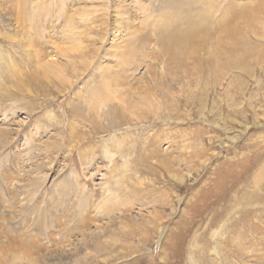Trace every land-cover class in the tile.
Wrapping results in <instances>:
<instances>
[{
	"label": "rangeland",
	"instance_id": "rangeland-1",
	"mask_svg": "<svg viewBox=\"0 0 264 264\" xmlns=\"http://www.w3.org/2000/svg\"><path fill=\"white\" fill-rule=\"evenodd\" d=\"M45 1L54 0H27L30 8ZM63 1L66 7L62 13L72 20V33L62 27V22L56 23L54 29L49 26L45 32L46 59L56 60L53 66L63 68L60 76L43 74V67L38 68L35 60L30 61L22 49L10 42L8 35H15L13 29L0 27V51H8L14 58L7 57L0 68V129L4 131V136L0 135V215L11 217L0 220V228L2 225L5 230L9 229L12 237L18 239L40 235L35 213L23 221L24 215L15 211H29L34 202L28 198L37 190L34 200L45 212L48 210V216L51 210L60 217L70 213L77 224L70 236L59 238L67 256L76 247L84 249L77 239L82 220L79 215L83 217L87 211L79 206L78 189L71 188L70 194L54 197L57 205L49 204L57 194L56 188L74 181L68 175L74 170L77 174H73L74 178L88 191L85 203L91 205L92 220L87 231L95 226L104 229L109 242L106 247L113 250V254L97 256L89 248L91 255L87 257V264H264V64L256 59L257 50L264 53L261 24H264V0H232V10L245 9L250 14L251 27H244L240 20L239 26L248 34L250 49L245 58L254 77L241 73V80L228 85L230 78L223 75L227 60L220 57L224 69L209 67L205 61L210 56L205 43L195 49V57H200L201 62L194 64L186 60L190 49H183L177 37L169 34L173 29L176 31L173 28L165 32L167 39L163 38L159 46L153 47L151 56L154 66L163 58L176 75L171 73L162 86L154 87L143 69L139 70L122 94L135 101L139 113L132 116L125 112L116 119L112 116L105 121L98 120L99 123L92 121L86 106L81 107L84 101L74 94L75 89L84 93L82 81L92 80L93 74L98 83L106 76L105 91L111 87L112 92L115 84L112 72L122 59L123 48L119 49V45L130 41L135 29L142 30L147 15L158 14L159 7L165 5L164 0H140L139 9L133 6L132 0H123V8L129 9L125 15L129 24L116 22L115 0ZM229 1L217 0L219 8L223 5L221 9L228 8ZM11 5L12 0H0L2 17L3 9L8 10ZM56 5L58 2L49 6V11H54L52 22L56 19ZM115 23L123 30L121 34H127L122 35L120 44L113 42L114 46L110 47ZM23 24L21 29L25 35L35 36L34 28L26 19ZM249 28L261 33L260 37ZM80 46L86 52L85 61L79 58L81 51L74 50ZM64 47L69 53L60 52ZM238 47L235 52L244 51ZM51 55L56 56L51 58ZM65 55L74 58L67 61ZM185 62L190 69L187 79L182 77L186 72ZM64 77H71L72 83L65 82ZM256 78L261 79L260 83ZM19 82L26 88L24 91L16 90ZM145 85H150L148 90ZM137 86L141 88L138 90ZM165 86L169 94L164 96L161 92ZM145 88L147 98L139 95ZM115 96L113 99L117 100ZM95 99L98 101L99 96ZM167 99L176 106L171 107ZM5 115L8 120H3ZM30 129L34 141L28 144L25 133ZM105 144L116 153L113 162L103 154L101 146ZM82 150L89 152L88 156L94 151L90 154L93 162L89 172L84 170L87 156ZM167 157L171 161V173L162 162ZM175 160L180 161L174 163ZM4 172L12 180L4 178ZM231 173L234 177L220 197L217 184ZM56 183L61 184L56 187ZM1 240L7 243L6 237ZM87 240L88 247H93L94 241ZM41 242L48 245V250H54L46 235L41 236ZM41 253L47 258V264H61L59 258L51 259L45 250ZM12 255L13 251H9L8 258ZM14 256L8 264H32L28 259ZM0 264L4 263L0 261ZM64 264L78 262L68 260Z\"/></svg>",
	"mask_w": 264,
	"mask_h": 264
},
{
	"label": "bare ground",
	"instance_id": "bare-ground-1",
	"mask_svg": "<svg viewBox=\"0 0 264 264\" xmlns=\"http://www.w3.org/2000/svg\"><path fill=\"white\" fill-rule=\"evenodd\" d=\"M215 1H216V3L214 2V0H164V4H165L164 7L163 6L159 7V11L157 10L159 13L155 14V16L149 15V17H148V15H147V18L145 20L146 26L145 27L142 26L143 27L142 30L139 29V31H138V29H135V31H133L134 35H133L132 39L130 41L128 40L129 42L127 41L125 44H122L121 41H119V40H122V37L125 36V34H127V33L121 34L123 30L120 28V26H118L115 23V27L113 28L114 29L113 39L111 38L112 44L110 45V47L114 46L113 42L119 41L118 43L119 44L121 43V45H119V49L123 48V51L120 54V58L122 57V59L120 61H118V65L116 66V69L118 67H121V68L119 70L115 69L112 72V74L114 75L113 76L114 80H115V84L113 85L112 92L109 91L111 89V87H109V88L107 87L108 92L105 91V87H106L105 81L107 80L106 76L102 77V79L100 80L101 82L98 83L97 78H94L93 74L91 75L92 80L85 79L84 81H82V83H83L82 89L84 91V93H82V94H85V95L81 94L80 89H75V92H74V94L76 96H80L81 99L84 101V103L82 102L83 105L81 107L86 106L89 109V111L91 113L90 118L92 119V121L93 122L98 121V120L105 121L107 118H111L112 116L114 119H116L117 117H119V114H124L125 112H128L132 116H135L139 113L138 112L139 107L135 103V101H133L128 95H122L124 93V91L125 92L127 91L126 86L128 84H131L130 81L132 80V78H136V74L139 70L143 69V73L148 75V78L150 79L149 82L154 87L162 86L164 84L163 81H165L166 77H168L171 73L175 74L174 68L169 69L168 66L165 65L163 58H162V62H158V64L154 66V62H153L152 56H151V52L153 51V47L159 46V44L161 43V40H163V38L167 39L165 32H168L169 30H171L173 28H177L176 31H175V29H173L169 32V34H172L175 37H177L181 46L184 47L183 49H186L187 51H188V49H190V53L187 56L186 60H191L192 63H194V64L201 62L202 59H199L200 57H198V56L195 57V55H196L195 49L198 45L203 46V43H205L206 46L208 47L207 53L210 55L209 59L205 60L206 63L209 64V67L212 68L213 66H215V68H217V70L224 69L223 67L221 68L220 57L224 56L225 60H227V68H226L227 71L224 72L223 75H225L226 77L228 76V78H230L228 85H233V83L238 79L241 80V78L243 77L241 75V73H246V74H249L250 76L254 77L255 74L253 73V70L248 68V65L246 64L248 59L245 58L246 53H248L247 49L250 46V43L248 42V38H247L248 34L245 33V31H244L245 28H243L242 25L239 26L240 21H241L243 23L244 27H251L249 12L245 9L240 10V11L232 10L231 8L234 4V2L232 0H230L228 2V4H229L228 8L226 7L223 9H221V7H224L225 5H223L219 8V4L217 3V0H215ZM53 2H58V5H56V11L57 12L55 13L56 14L55 22H52V20H51V16L53 15L54 11L53 10H52V12L49 11L50 10L49 6H52ZM53 2L51 3V1H47V2L45 1L43 4L36 3L35 8H33V7L30 8V5L27 2V0H12L11 8L6 10L5 9L6 7H5L2 11L4 14V17H2L0 15V27L3 25L4 27L7 26L10 29L11 28L13 29L15 35H11V34L8 35L10 42L12 43L13 46H17V48L19 47V49H22V51L25 54H27V57L29 58L30 61L35 60L38 68L40 67V69H42V67H43V69H44L43 74L46 75V74L53 73L56 76H60L62 74V72L64 71L63 68L60 67L61 69H57L53 66L54 64H56V62H55L56 60L46 59V58H48V53H47V50L45 49V46L47 45L48 42H47V37H45V32L49 26L52 25L53 29H54L57 25L56 23L62 22L64 24L62 27L67 28L68 32L72 33V20L69 19L67 16H65L64 13H62V11H64V9L66 7L63 0H54ZM132 3H133V6L136 5V6H138V9L140 8V5H141L140 0H132ZM122 5H124L123 0H115L114 17L116 18V22H117V20H121V23H126V24L128 23L129 24L130 20L126 19V17H125V15L128 14L129 9L123 8ZM226 9H227V11H223ZM218 11H221L222 13L220 14V13H218ZM157 15H158V17H157ZM6 18H7V20H6ZM25 19L34 28L33 31L35 32V36H26L23 29H21L25 26L24 25L25 23L23 24ZM82 19L87 20V18H82ZM210 20H211V22H210ZM154 22H156V23H154ZM261 24H262V26H264L263 22H261ZM124 28H126V27H124ZM125 30H127V29H125ZM249 30L251 31V28H249ZM252 31H253L254 35H256L257 37L259 35H261V33H259L258 31L254 30V29ZM151 45H153L152 48H151ZM238 46H241L242 49L244 48L243 49L244 51L243 52H237V51L235 52V50L239 48ZM30 47H32V48H30ZM30 49H32V50L30 51ZM59 50L63 54L69 53L68 52L69 49H66L65 47L62 49H59ZM74 50L75 51H81V54L79 56V58H81L80 60H82V61L87 60V58H85L86 52L83 51V47L80 46ZM70 51H73V50H70ZM145 51H147V53H144ZM257 51H259V54L257 55V58H256L258 63L264 64V53H262L260 50H257ZM257 51H256V53H257ZM56 54H58V53H56ZM126 54L129 56L125 57ZM242 54H243V57H240V56H242ZM51 56H52L51 58H53L56 55H51ZM216 56H218V58H216ZM7 57L11 60H14V58L12 57L10 52L0 51V68L2 67V63L7 61L6 60ZM65 57H66L67 61L70 60L71 58H74L73 56H67V55H65ZM150 57H151V61L147 62V61H149L148 59H150ZM196 58H198V59L196 60ZM222 60H223V58H222ZM244 60H246V61H244ZM186 63L187 62H185L184 65H186ZM192 63H190V64H192ZM179 64L181 65V63H179ZM216 65H217V67H216ZM99 66L101 67L102 65L100 64V65H98V67ZM181 66H183V65H181ZM181 66L180 67L176 66V68H181ZM75 67H77V66H75ZM184 67H185L187 73L185 72V74L182 77L184 79H187V76H190V75H186V74H189L188 71H190L189 65L188 66L186 65ZM194 68H196V65H194ZM239 72H240V74H238ZM121 73H123L125 76L124 77L115 76L116 74H121ZM183 73H184V71H183ZM194 74H195V72H194ZM70 78L71 77H69V79H68V77H64L63 80L65 79V82L67 81L69 83H72ZM110 78H111V76H110ZM192 78H193V76H192ZM175 79L176 78H174V80ZM256 79L260 83L261 79H259V78H256ZM141 80L142 79H139V81H141ZM180 80L181 79H179V81ZM183 81H186V80H183ZM219 84H221V82H219ZM145 86L148 90L150 85H145ZM15 88L18 91H24L26 89V88H24V85L22 84V82H19ZM74 88H76V87L74 86ZM136 88L139 90L141 87L137 86ZM146 88L143 89L142 91H140V93H139V95L140 96L142 95V97H144V98L148 97ZM65 89L69 90L70 86L65 87ZM168 91L169 90H166V86H165V87H163V92H161V93H163L165 96ZM100 93H105L106 95L103 94L102 96H100ZM115 94H117V96H115V98L117 100L113 99V96ZM168 94H169V92H168ZM95 96H99L98 101H96ZM9 100H11L12 103H15V101H13L12 97H10ZM167 101H169V99H167ZM170 103H171L170 104L171 107L176 106L174 102H170ZM157 109H156V111H157ZM158 113H159V111H158ZM161 114H160V117H162ZM142 115H143V113H142ZM165 116H167V115H165ZM6 117H7V115H5L3 120H8V118H6ZM136 117H138V116H136ZM157 117L159 118V116H157ZM141 118H142V116H141ZM141 118L139 117V119H141ZM166 118H168V116ZM3 123H4V121L1 120V124H3ZM98 123H99V121H98ZM109 124L111 126H113V123H109ZM96 126H98V125H96ZM95 129L98 132H100V130H98V128H95ZM0 135L4 136V131L2 129H0ZM32 139H33V131L30 129L29 131H27L25 133V141L28 144H31L34 141V139L33 140ZM114 139L116 141H119L118 138H116V137ZM102 148L104 149L103 154L106 157H108L111 162H113L114 158L116 156V153L108 146V144L103 145V147L101 146V149ZM93 149H95V148L93 147ZM85 150L81 151V152H83V154L85 156H87L85 164H83V165H85L84 170L87 169V172H89V170L92 166V162H93L90 154H94L93 153L94 151L92 153H90L88 156L86 154H88L89 152L86 153ZM28 151L31 152L30 150H28ZM261 154H263V153H261ZM163 155H164V157H166L165 154H163ZM260 156H259V159H260ZM1 160H2V162L5 161L4 158H2ZM245 160L246 159H244V161ZM179 161L180 160H175L174 163H178ZM162 162L166 165V167H168V171L171 173V168H170L171 165H169V164H171V161H169L168 157L166 158V161L162 160ZM256 162H257V160H256ZM175 166H177V165H175ZM242 170H244V169H242ZM73 174H75L74 170L73 171L70 170L68 172V175H71V177H73V179H74V181H69V183L65 182L69 186L68 185L64 186V185H60L61 183H56V187L59 185L60 186H59V188L55 187L56 189H58V191L56 192L57 194L49 200L50 201L49 204L52 205L53 203H55L57 205L58 203L54 199V197H56V198H60L59 196L64 197V196L71 193V191H70L71 188L72 189L73 188L78 189L79 194L77 193L78 194L77 197L79 198V201H80L79 206H82L87 211V215H84L83 217L81 215H79V217L82 220H81V228H79V230H78L79 239H77L78 245L80 244L81 246H83L84 249H80L79 247L78 248L76 247V250L73 251L74 253L67 256L66 251L61 247L62 245L64 246V244L63 243H61L62 245L59 244V242H60L59 238L60 237L65 238V237L70 236L69 233L72 232L77 227V224L74 222L73 216L70 215V213H67L65 215V217H64V215L62 217H60V216H57L53 210H51V212H50L51 216H48V213H49L48 210H47V212H45L42 209V207L39 205L40 203L37 202L36 200H34L36 192H37V190H35L32 193V196L30 195L31 197L29 196V198H28V201L31 200L34 202L30 205L31 207L29 208V211L21 212V210L19 211V209H15V211L17 213H21L24 215L22 218V219H24L23 221L27 220L29 218V216L32 215V213H35L36 214L35 221H36V225L40 231V235L38 234V236H35V237L33 235H27L24 239H18L16 237H12V233H10L12 231H10L9 229L5 230L1 225L0 239L5 238V237L7 238V241H6L7 243H4L3 240L0 241V244H1L0 261H2V263L8 264V261L9 262L13 261L15 258L14 255H17L19 257H23L24 259H28V261L32 264L38 263V262L47 264L48 263L47 258L41 253V252H44V250L47 254L51 255V257H52L51 259H53L54 257H55V259L59 258V262H61V264L68 262V260H74V261L78 262V264H80L81 262H82V264H87V257L89 255H91L89 248H92L97 256H100L103 254L106 255L108 252L113 254L112 248L106 247L107 243H109V242L107 240V237H105V230L104 229H102L98 226H95L91 231H87L88 230L87 225L92 220V216L90 215V213L92 212L91 205L89 204V202H87V204L85 203V198H86L85 196H87L88 191H86L84 185H82L78 179L74 178L75 176H77V174H75V176ZM259 174H261V173H259ZM225 177H226L225 180L222 179L217 184V186L219 187V191H218L219 194L218 195L220 197H221V193H222L221 191H224V190H226V187L227 188L229 187V185L227 183L229 180H231L232 177H234V175H232V173H231L229 176L227 174ZM4 178H6V179L8 178L9 180H12L6 173L4 175ZM30 183H32V182L29 181V183H27V184L30 185ZM65 187H67L69 190L65 191V189H67ZM261 187L262 186L260 185V188ZM257 188H259V187H257ZM32 190H34V189H32ZM209 190H211V189H209ZM22 205H24V204L22 203ZM13 206H14V204H13ZM210 207H212V206H210ZM95 209L100 210L99 207H96ZM216 212H218V211H216ZM9 216H7V217H9ZM53 216H55V217H53ZM7 217H5V216L3 217L0 215V220H2L3 218H7ZM9 218H11V217H9ZM30 220H32V219H30ZM52 230H54V231L57 230L58 232L56 231L55 233H53ZM56 234H59V235L57 236ZM42 235H46V237L49 241L48 242L49 245L55 247L53 251L48 250V248H47L48 245L41 242V236ZM216 235L217 234H215V236ZM218 236H219V234H218ZM89 238L94 241L93 247L92 246L88 247V242H87L88 240L87 239H89ZM9 251H13L14 255H12L8 258ZM61 251H64V252H61ZM12 257H13V259H12Z\"/></svg>",
	"mask_w": 264,
	"mask_h": 264
}]
</instances>
